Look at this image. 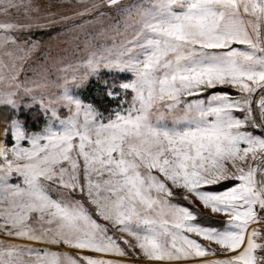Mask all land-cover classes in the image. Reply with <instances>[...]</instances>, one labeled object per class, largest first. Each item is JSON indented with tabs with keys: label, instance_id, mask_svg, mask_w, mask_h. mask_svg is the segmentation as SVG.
Masks as SVG:
<instances>
[{
	"label": "snow or ice",
	"instance_id": "snow-or-ice-1",
	"mask_svg": "<svg viewBox=\"0 0 264 264\" xmlns=\"http://www.w3.org/2000/svg\"><path fill=\"white\" fill-rule=\"evenodd\" d=\"M50 8L0 0V264H264V0ZM112 9L110 45L59 75L38 55L57 18ZM199 205L227 219L200 223Z\"/></svg>",
	"mask_w": 264,
	"mask_h": 264
},
{
	"label": "rangeland",
	"instance_id": "rangeland-1",
	"mask_svg": "<svg viewBox=\"0 0 264 264\" xmlns=\"http://www.w3.org/2000/svg\"><path fill=\"white\" fill-rule=\"evenodd\" d=\"M27 2V0H25ZM121 5L133 4L138 2V0H119ZM33 4H39L42 9L48 10V6L50 5V10L52 12H57L60 15L71 16L74 11L78 9L81 5L82 0H32ZM14 18L15 14H14ZM23 19V12L21 10V15L19 17ZM4 17L0 16V20H3ZM52 25L51 28L43 31L36 32V38L41 40V47L43 49L42 52L38 53L41 56H47L49 65H54L53 72L56 75L59 73L56 71L58 68L62 66L64 63H75L77 60L81 59L83 56L87 54L90 49L96 48L98 45L103 44H111L113 39V27L114 21L116 19H123V17L116 16V10L112 9L107 16L104 18H97L92 22H82L80 19L68 20V21H60ZM91 17H85V21H91ZM122 27V26H121ZM122 39V37H116V40ZM239 47H244L243 45H237ZM9 57L5 56L3 50H0V60L4 62H9ZM36 61V57L34 56L31 60H29L25 64V68L28 69V75L32 76L31 67L34 65ZM55 79V77H54ZM96 89V82L93 79L91 84L82 89V94L91 99L92 92ZM53 92L56 89L53 87L51 89ZM259 100V94H256L254 97V107L255 101ZM66 115L67 112L65 111ZM0 115H2V110H0ZM31 119V118H29ZM0 125H2V120H0ZM15 182V181H14ZM185 205H187V202ZM197 204L199 202L197 201ZM199 211L203 217H207V219H201L200 223L205 224H214L216 221H224L227 217L223 214H216L209 211L207 208H204L202 205H199ZM210 215V216H209ZM117 235H124L125 239L129 240L131 243L135 244L136 241L133 237L127 236L125 234L117 233ZM199 242L202 244H209L208 241L202 239L201 237L194 236ZM9 239L5 237L3 234H0V240ZM16 243H34L23 240H16ZM258 243H264V241L259 240ZM37 247H50L54 251L67 252L71 254L79 253V249L71 248V247H63L60 248L55 245H43V244H34ZM123 246V245H122ZM211 247H217L215 244H211ZM135 252H140L139 248L135 249ZM93 255H104L100 253H91ZM257 254H259V250H257ZM104 258L107 259H116L123 260L126 264H161V262L152 261L149 258L143 256L142 254L139 256H115V255H105ZM176 264H185V262H176Z\"/></svg>",
	"mask_w": 264,
	"mask_h": 264
},
{
	"label": "trees",
	"instance_id": "trees-1",
	"mask_svg": "<svg viewBox=\"0 0 264 264\" xmlns=\"http://www.w3.org/2000/svg\"><path fill=\"white\" fill-rule=\"evenodd\" d=\"M91 99H95L97 103H100L98 99L97 89H95L91 94ZM185 204V202H183Z\"/></svg>",
	"mask_w": 264,
	"mask_h": 264
},
{
	"label": "crops",
	"instance_id": "crops-1",
	"mask_svg": "<svg viewBox=\"0 0 264 264\" xmlns=\"http://www.w3.org/2000/svg\"><path fill=\"white\" fill-rule=\"evenodd\" d=\"M209 211H211L210 209H208ZM210 216V215H209Z\"/></svg>",
	"mask_w": 264,
	"mask_h": 264
}]
</instances>
